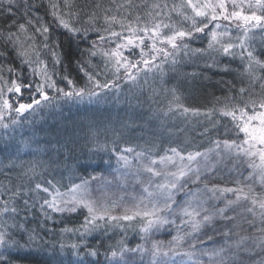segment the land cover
Segmentation results:
<instances>
[{
  "label": "snow or ice",
  "instance_id": "snow-or-ice-1",
  "mask_svg": "<svg viewBox=\"0 0 264 264\" xmlns=\"http://www.w3.org/2000/svg\"><path fill=\"white\" fill-rule=\"evenodd\" d=\"M198 40L205 46L193 47ZM149 77L160 81L148 97L156 108L137 111L134 89ZM123 85L127 118L104 129L103 144L90 126V142L115 157L108 176L74 158L71 140L38 146L47 160L20 159V144L39 141L33 132L17 143V127L62 100H118ZM198 91L210 106L184 103ZM0 142V264L34 255L41 264H264V0H0ZM61 168L67 184L48 178ZM129 178L139 195L113 199V180L126 187ZM54 214L83 219L57 233ZM117 229L121 239L106 244ZM129 230L141 243H128ZM162 230L175 235L154 239Z\"/></svg>",
  "mask_w": 264,
  "mask_h": 264
},
{
  "label": "trees",
  "instance_id": "trees-1",
  "mask_svg": "<svg viewBox=\"0 0 264 264\" xmlns=\"http://www.w3.org/2000/svg\"><path fill=\"white\" fill-rule=\"evenodd\" d=\"M103 3L105 6L108 3V0H103ZM40 15L43 16V9L40 11ZM47 19H50L48 17ZM53 35L58 38L61 43L63 44V50L66 53H71L76 51V45L73 41L69 40L64 34L63 30H55ZM89 41L96 39L95 33L89 34L88 37ZM82 47L87 46L86 43L81 45ZM193 47H202L205 46V42L202 41H195L193 42ZM18 63V61H17ZM238 63V62H237ZM195 68V65H189L186 67H181V71L184 72H191ZM199 70V69H197ZM73 75L76 76L75 71L73 70ZM221 78V74H217L213 76V80H219ZM223 79L230 80L232 79L231 76H224ZM78 83H82L81 80L78 78ZM154 83L157 86H160L157 81H154ZM175 82L170 81L168 83V87H171ZM124 86V85H123ZM153 88L150 90L152 91ZM150 91V92H151ZM208 93H214L215 95L219 96L222 95V92L220 91L219 87H213L212 85L208 86L207 89ZM111 96V100L110 99ZM146 96V95H145ZM120 98V97H119ZM143 101L142 108H138L137 111H148L151 107L152 109L156 108L155 104H152V102L147 99H144V97H140ZM212 97L210 94H205L203 92H192V93H185L184 97V103L191 107H205L210 106V101ZM105 100H109L114 102V100H117V98L114 95H109L101 102L97 104H92V106H76L74 107L75 100L73 101H60L58 107L51 109V110H45L43 113L37 114L35 117V123L33 125L25 124L23 127H17L14 133H10L15 137V141L19 143L20 141H28L30 137L33 136V132L36 133L34 140L39 141V145L37 143L32 142L29 144L28 147H25L23 144H20V159L28 162V161H35V160H47L48 156L45 152L36 153L35 149L39 146L40 148L47 149L48 151H52V146H55L56 148H60V145H56V140L60 139L61 144H63L65 141L71 140L74 143L70 146L75 149L74 152V158H79L81 163H84L85 161H88L90 166L88 167V171L92 172L93 169H95L97 172L103 171L106 176H108V173L117 167L115 162V157H111L110 163H109V153L102 151L98 149L94 144H92L89 140V133H90V126H92V130L98 129L100 131L99 141L101 144L105 142V135H104V129L110 128L111 123L106 121L105 114L109 115V110H112V106L110 107L108 103H105L103 105V102ZM96 102V100H95ZM119 102V101H118ZM121 102V101H120ZM70 103V106L68 107ZM89 105V104H88ZM126 105V104H123ZM74 107V108H73ZM122 107V106H121ZM76 108V109H75ZM121 110H123L122 114ZM131 109L129 106H125L124 108L120 109V112L117 114V118L114 121L115 125L118 126V121H122L127 118V115L130 113ZM120 115V116H119ZM43 117V119H41ZM31 119V117H30ZM177 122L169 121V124H174ZM181 127H184L183 124H180ZM43 129V131H41ZM162 131V129H159ZM223 131V129H221ZM136 135H139V131L135 133ZM111 136V132L108 133V138ZM50 142V143H47ZM0 147H3L2 142H0ZM63 151V149H60ZM92 152H96L97 155L91 158V160H88L89 157L92 156ZM4 158V153L0 152V160ZM73 163V160H69V164L71 165ZM123 171V170H121ZM47 175V174H46ZM55 176L56 179H61V177H64L63 182L65 184L68 183L67 176L68 173L64 171L62 168L57 169L54 172H52V175H49L48 178L51 179L52 176ZM2 179V177H0ZM74 182L79 183L78 179L73 178ZM109 179H112L111 176H109ZM121 184L123 181L120 182ZM95 187V185H94ZM107 192L109 195L112 196L113 199H116L120 196L125 197V203H130V197L133 195H139L140 189L138 185H134V182L131 178L127 181L126 187H120L117 185V181L113 180V184L107 189ZM95 195L99 196L100 193L97 192ZM56 216L57 220L62 221V223L55 224V229L58 233V230L60 227L64 226V224H67L68 227H72L73 225H78L80 222H82V215L80 214H71L69 218V214H64V216H61L60 214H54ZM53 222H49V226L51 227ZM135 234V232L129 230L127 233V240L128 243L131 246H135L136 244L133 242L136 241L135 238L132 239L130 236ZM137 234V233H136ZM99 236V234H96ZM112 235V239L108 240L105 239V243H115L117 240L121 239L122 233H120L119 229L115 230L114 233H110ZM158 235L162 238L160 240H170V235L168 234V231L162 230L158 233ZM171 235H173V232H171ZM46 239L52 241L56 240L57 237L49 234L46 236ZM65 239L67 242H75L76 237L72 236L71 234H66ZM89 242L91 244H96V239L93 237H89ZM24 264H41V256L40 255H34L29 257L26 261H24Z\"/></svg>",
  "mask_w": 264,
  "mask_h": 264
},
{
  "label": "rangeland",
  "instance_id": "rangeland-1",
  "mask_svg": "<svg viewBox=\"0 0 264 264\" xmlns=\"http://www.w3.org/2000/svg\"><path fill=\"white\" fill-rule=\"evenodd\" d=\"M171 75V74H170ZM158 83H159V85H160V81L159 80H156ZM173 82H175V81H173ZM141 84H142V89H134V91L138 94V95H140V97H144V99H147V101H149V99H148V97L151 95V88H159L160 86H157L155 83H154V81L151 79V77H149V79H148V83H143V81H141ZM129 85H124L123 86V90L119 93V99L118 100H114V102H113V100L112 101H109V100H111V96H110V99L109 100H105L104 102H103V105L105 104V103H108L109 102V106L111 107H113L112 108V110H109L108 112H109V115L108 114H105V118H106V121H105V123H107L109 120V122L113 125V124H115L114 123V121L116 120V118L118 117L117 116V114H118V112H120V109H122V108H124L126 105L127 106H129L128 105V103H127V100H128V98H129ZM111 95V94H110ZM146 95V96H145ZM119 101V102H118ZM121 101V102H120ZM101 102V101H100ZM74 103V107H76V106H83V105H86L87 104V106H92V104H97V103H99V102H95V99H93L91 102L87 99V98H85V100H83V101H75V102H73ZM133 105H135V100H133ZM89 104V105H88ZM123 104H126V105H123ZM70 106V103H69V105H68V107ZM122 106V107H121ZM73 107V108H74ZM77 108V107H76ZM75 108V109H76ZM122 112H123V110H121V113L120 114H122ZM120 116V115H119ZM177 122V120H173L172 122ZM178 123H179V121H178ZM111 138V136L109 137V139ZM173 232V235H175V231L173 230L172 231ZM169 234V233H168ZM170 235V238H171V234H169ZM132 239H134L135 238V240L136 241H134L133 242V244L135 243V244H137V243H141V241H140V239H139V236L135 233V234H133V235H131L130 236ZM154 239H158V240H160V239H162L159 235H158V233H156L155 235H154V237H153ZM164 241H168V240H164Z\"/></svg>",
  "mask_w": 264,
  "mask_h": 264
}]
</instances>
